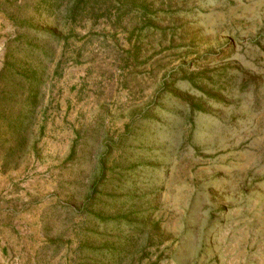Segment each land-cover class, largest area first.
Here are the masks:
<instances>
[{"label": "rangeland", "instance_id": "374dc122", "mask_svg": "<svg viewBox=\"0 0 264 264\" xmlns=\"http://www.w3.org/2000/svg\"><path fill=\"white\" fill-rule=\"evenodd\" d=\"M0 264H264V0H0Z\"/></svg>", "mask_w": 264, "mask_h": 264}]
</instances>
